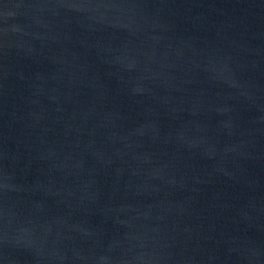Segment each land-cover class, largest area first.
Instances as JSON below:
<instances>
[{"label": "water", "instance_id": "water-1", "mask_svg": "<svg viewBox=\"0 0 264 264\" xmlns=\"http://www.w3.org/2000/svg\"><path fill=\"white\" fill-rule=\"evenodd\" d=\"M0 264H264V0H0Z\"/></svg>", "mask_w": 264, "mask_h": 264}]
</instances>
